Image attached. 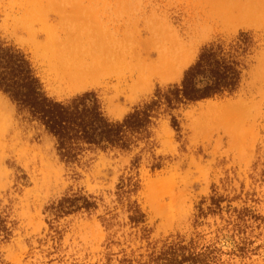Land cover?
<instances>
[{"label": "rangeland", "instance_id": "rangeland-1", "mask_svg": "<svg viewBox=\"0 0 264 264\" xmlns=\"http://www.w3.org/2000/svg\"><path fill=\"white\" fill-rule=\"evenodd\" d=\"M109 19V42L130 57L189 47L180 78L155 82L122 116L103 88L60 93L47 76L46 46ZM241 33L251 43L238 92L160 106L128 149L66 162L0 93V264H264V0H0V39L29 55L48 96L94 93L114 122L180 85L205 46H235Z\"/></svg>", "mask_w": 264, "mask_h": 264}, {"label": "trees", "instance_id": "trees-1", "mask_svg": "<svg viewBox=\"0 0 264 264\" xmlns=\"http://www.w3.org/2000/svg\"><path fill=\"white\" fill-rule=\"evenodd\" d=\"M249 35L241 33L236 45L214 43L205 46L195 63L184 73L180 85L157 100L136 109L121 122L111 121L94 93L66 102L48 96L29 55L0 39V93L56 139L59 155L74 162L89 149H128L136 134L152 124L155 109L168 110L207 100L234 96L239 89L243 58L248 53Z\"/></svg>", "mask_w": 264, "mask_h": 264}, {"label": "bare ground", "instance_id": "bare-ground-1", "mask_svg": "<svg viewBox=\"0 0 264 264\" xmlns=\"http://www.w3.org/2000/svg\"><path fill=\"white\" fill-rule=\"evenodd\" d=\"M113 27L111 19L103 30L90 25L73 26L71 41L46 46L45 54L51 58L47 76L60 93L77 94L103 88L108 112L122 116L126 107L148 93L155 82L166 83L180 78L189 47L176 42L170 48L155 47L146 50L142 57L136 54L130 57L114 42H109ZM6 106L0 100V122L7 117Z\"/></svg>", "mask_w": 264, "mask_h": 264}]
</instances>
